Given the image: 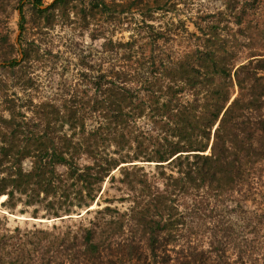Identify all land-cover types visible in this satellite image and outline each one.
Segmentation results:
<instances>
[{
	"label": "trees",
	"instance_id": "16d2710c",
	"mask_svg": "<svg viewBox=\"0 0 264 264\" xmlns=\"http://www.w3.org/2000/svg\"><path fill=\"white\" fill-rule=\"evenodd\" d=\"M29 1L37 17L49 18L76 0L47 7ZM86 1L109 27L92 35L103 39L99 63L88 61L91 53L83 58L74 85L60 72L61 93L32 110L39 121L18 110L33 105L32 97L19 103L0 93L10 112L0 115L1 204L15 210L25 196L28 206L46 202L54 218L71 216L96 200L99 186L123 162L156 163L165 188L155 187L158 180L151 188L144 166L133 164L144 177L121 180L148 185L156 203L121 213L108 205L109 220L38 231L33 251L45 254L33 264H264V0H223L224 8L194 21V31L185 19L165 27L151 23L173 7H142L144 18L128 21L130 38L119 41L109 29L125 28L145 0ZM7 5L0 0V10ZM5 42L12 46L9 35ZM29 54L24 47L22 60L9 66ZM32 83L29 78L26 87ZM60 118L68 131L52 126ZM100 140L118 148L105 152L96 147ZM126 149L133 153L120 155ZM124 234L110 252L117 243L112 238ZM9 238L0 251L18 255L0 256V264H29L20 255L21 234Z\"/></svg>",
	"mask_w": 264,
	"mask_h": 264
},
{
	"label": "rangeland",
	"instance_id": "374dc122",
	"mask_svg": "<svg viewBox=\"0 0 264 264\" xmlns=\"http://www.w3.org/2000/svg\"><path fill=\"white\" fill-rule=\"evenodd\" d=\"M9 5L0 10V93L8 94L12 97H19V103L27 102L30 97L33 98V105H28L24 108L19 107V111L28 117V120L39 121L32 110H37L38 106L43 102H48L47 97H51L59 91L58 82L60 81V72H64L66 79L71 85L80 82V74L83 69L81 60L91 53L88 57L89 62L94 64L99 63L98 57L101 56V48L103 39H94L93 32L99 33L107 26L106 18L100 12L91 14L90 6L86 0H76L70 2L66 9L59 11H51L49 18L37 17L36 9L33 8L29 0H7ZM121 2L122 0H117ZM43 7H47L54 0H43ZM167 5V8L173 7L171 11L156 13L157 19L151 21L155 26L165 27L171 19H185L188 27L194 31L196 28L193 25L201 14L214 12L216 8H224L223 0H147L143 2L140 8H133V13L128 16L125 28H118L113 32L109 29L108 33L112 32L115 41L127 40L130 38L131 32L128 30V21L133 20L140 22L144 16L141 13L143 8L149 6ZM23 7V11L20 10ZM143 7V8H142ZM120 8V7H118ZM86 10L84 12L82 11ZM145 10V9H144ZM23 27V28H22ZM23 31V33H22ZM10 36L12 46L6 44L5 39ZM186 45V44H185ZM29 49V56L23 64L10 67L13 59L22 60L23 49ZM180 51L184 52L186 47L179 46ZM28 68V69H26ZM96 73V72H95ZM31 78L33 83L26 87L28 79ZM4 104L0 95V115L8 118L10 112L4 111ZM23 120V116H20ZM57 120V119H55ZM53 120L52 126L56 125L58 131H68L70 124L61 125V118L58 121ZM25 127H27L25 125ZM55 132V135L61 132ZM81 138L78 135L74 140ZM96 147L105 148V142L100 140L96 143ZM135 148V146H133ZM118 147L109 145L106 142L105 152H113ZM133 153L128 149L122 154ZM114 154V153H112ZM120 155H115L116 158ZM83 162V161H82ZM139 163L144 166L147 171L148 182L154 187L163 190L165 185L158 179V169L156 163H146L143 161L123 162L115 167L106 180L99 186L100 190L97 193L96 200L87 208L79 209L75 214L64 215L61 218H54L48 214L45 203L25 204L26 197L23 196V203L18 204V207L13 210L1 204L6 199V196L0 197V250H3V240H8L10 235L23 237L25 243V251L20 253L22 257L26 256L29 264H33L34 260H38L45 253L41 249L33 251V246L36 247L37 238L34 234L38 231L52 232L54 225L65 226L72 225L75 229L80 225H93L98 222L103 216L109 220L110 216L106 211L109 205L115 208L118 212L127 211L131 206H145L149 203H156L152 198V194L148 195V189L144 188L148 185L135 184L130 185L123 182L121 179L129 177L136 179V175L144 177V171L139 168H133V164ZM30 161L25 162L26 168L30 167ZM125 167V170L123 168ZM250 203V202H249ZM251 204V203H250ZM21 209L24 213H21ZM117 217L119 215L115 213ZM36 216V217H35ZM72 217V218H70ZM64 218V219H63ZM125 218V217H124ZM17 230V231H16ZM97 232H99L97 230ZM5 234L2 240L1 235ZM101 236V234H100ZM127 239L126 234L123 237L115 236L112 238L117 242L109 249L110 252L116 253L119 242ZM45 240L42 241L44 246ZM33 245V246H32ZM11 247V244L8 245ZM33 251V252H32ZM5 251H0V256L5 259L16 257L17 253H11V257L4 254Z\"/></svg>",
	"mask_w": 264,
	"mask_h": 264
}]
</instances>
